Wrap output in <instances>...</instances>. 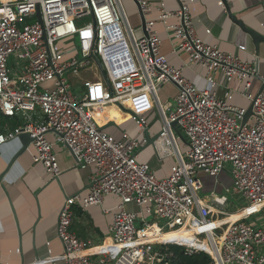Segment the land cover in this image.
I'll return each mask as SVG.
<instances>
[{
  "label": "built area",
  "instance_id": "built-area-1",
  "mask_svg": "<svg viewBox=\"0 0 264 264\" xmlns=\"http://www.w3.org/2000/svg\"><path fill=\"white\" fill-rule=\"evenodd\" d=\"M139 2L145 14L152 11L150 1ZM194 2L179 0L172 11L159 4L160 15L148 19L138 35L124 0H0V115L19 121L0 132V146L29 133L34 161L58 177L54 142L47 136L54 133L80 168L95 166L90 191L67 196L58 214L67 264H93V256L98 264H172L175 245L186 254L207 253L209 264H264V223L248 220L264 210V205L257 208L264 203V82L252 91L255 63L199 37ZM86 17L91 20H82ZM169 17L178 20L169 23ZM158 21L165 24L172 52L186 56L181 67L162 53V39L153 28ZM194 64L206 70L202 87L183 74ZM87 70L91 76L73 86L67 73L80 76ZM166 83L177 87L174 105L159 94ZM235 95L249 105L232 104ZM140 97L151 101L141 113L123 105ZM112 103L131 113L142 134L149 130V113L157 112L161 128L154 145L160 157H174L170 175L158 178L139 160L141 138L102 129L93 112ZM250 105L252 114L243 125ZM223 172L232 180L225 190L249 202L238 211L250 209L218 225L237 211L230 210L226 193L204 190L203 176ZM109 194L120 199L109 236L97 244L80 238L72 230L76 209L101 205ZM129 204L138 210H129ZM177 231L191 234L156 240Z\"/></svg>",
  "mask_w": 264,
  "mask_h": 264
},
{
  "label": "crops",
  "instance_id": "crops-1",
  "mask_svg": "<svg viewBox=\"0 0 264 264\" xmlns=\"http://www.w3.org/2000/svg\"><path fill=\"white\" fill-rule=\"evenodd\" d=\"M124 1L132 26L138 35L143 34L145 29L136 4L133 0ZM148 1L153 5V9L145 14L146 21L160 15L157 9L159 4L168 11L176 10L179 6V0ZM225 1L224 5H221L220 0H195L193 18L197 33L203 41L216 44L221 50L239 56L242 60L254 62L257 73L253 78L252 91H257L264 82V0ZM167 20L169 23H175L178 19L169 17ZM240 21L244 25L240 24ZM153 28L162 39V53L168 62L181 67L183 61H186V56L179 57L172 52L165 24L158 21ZM205 73V68L199 64L183 71V74L199 87L204 85ZM89 74L91 75L87 70L80 77L74 76L76 85ZM166 84L160 87V92L171 91ZM230 102L240 106L249 105V101L240 95H235ZM123 105L141 113L151 105V101L147 97H140L123 101ZM94 116L102 126L115 122L106 128V131L116 137H121L127 132L133 137L141 138V147L145 144V134L140 132L136 121L131 118V113L118 104L99 107L94 110ZM17 123V119L0 115V132L6 125L13 126ZM152 127L149 123L151 136L157 131L159 133L160 129L153 132ZM47 136L54 142L61 169L58 177L48 173L41 162L34 161L36 149L32 143L22 150L23 142L19 136L0 146V174L9 167L0 181V264H67L62 258L64 246L57 232L58 214L67 196L86 195L90 191V177L95 171V166L80 168L72 152L57 141L54 133ZM160 145L162 150L167 146L163 141ZM138 158L141 162L149 163L158 178L170 175L175 162L172 156L160 157L155 145L139 151ZM203 177L205 188L206 185L210 188L212 182L218 186L217 192L228 187L226 178H229V175L226 172L214 180ZM119 202V196L109 194L101 205H91L84 211L77 208L72 230L80 238L94 244L101 242L109 236V227ZM128 207L134 208L133 205H127ZM91 258L94 259L93 264H98L95 256Z\"/></svg>",
  "mask_w": 264,
  "mask_h": 264
},
{
  "label": "rangeland",
  "instance_id": "rangeland-1",
  "mask_svg": "<svg viewBox=\"0 0 264 264\" xmlns=\"http://www.w3.org/2000/svg\"><path fill=\"white\" fill-rule=\"evenodd\" d=\"M82 20H84V21H88V20H91V17H89V18H83ZM67 48H72V41L71 40H69V43L67 44ZM85 72V71H84ZM84 72H82L81 73V76L84 74ZM87 72V71H86ZM67 75L69 76V78H70V80H71V82H72V84H73V86L75 85L76 86V84L77 83H75V81H74V75H72L71 73H67ZM89 76H91L90 74L89 75H87V76H85V77H89ZM78 77H80V76H78ZM79 85V84H78ZM166 85H168V87L170 88V90L171 91H169V92H165V91H159V94H160V96H161V99L164 101V102H167V101H170L173 105L175 104V100H174V95L176 94V92H175V90H176V85L174 84V83H167ZM148 120H149V123H151V125L153 126L152 127V131L154 132L155 130H158V129H160V126H161V122H160V120H159V117L157 116V112L156 111H153V112H151V113H149V116H148ZM114 127H116V126H114ZM158 132V131H157ZM156 132V133H157ZM156 133H154V134H156ZM180 141L182 142V144H183V139L182 138H180ZM182 148H183V150L185 149L184 148V146L182 145ZM229 175V174H228ZM207 177L210 179V180H214V178L216 179L217 177H213V176H208L207 175ZM229 178H230V180H229ZM229 178H226V180H227V184H228V187L229 186H231L232 185V180H231V176L229 175ZM211 188V189H210ZM209 188V186L208 185H206V188H205V190L208 192V191H211V190H217V188H218V186H216L215 185V182H212V184H211V187ZM225 188L226 187H224L223 188V190H218V192L217 193H226L228 196H229V198H230V201H231V208H230V210L233 212V211H237V212H234V213H231L230 215H229V219H231V220H233V219H235V218H240L241 216H240V213H241V210L240 211H238L239 209H241L242 207H244V206H246V205H248V201L244 198V196L243 195H241V196H239V195H235V194H233V191H230V192H227L226 190H225ZM210 189V190H209ZM205 193V192H204ZM129 205H133V207L134 208H131V207H128V209L129 210H137L136 208V205L135 204H129ZM152 220H155V218L154 217H149L148 218V221H152ZM249 221H257L258 223H264V210L263 211H261L260 213H258V214H255V215H253L252 217H250L249 219H248Z\"/></svg>",
  "mask_w": 264,
  "mask_h": 264
},
{
  "label": "water",
  "instance_id": "water-1",
  "mask_svg": "<svg viewBox=\"0 0 264 264\" xmlns=\"http://www.w3.org/2000/svg\"><path fill=\"white\" fill-rule=\"evenodd\" d=\"M133 1H134V3L136 4V6H137V8H138V11H139V13H140V15H141V17H142L143 28L145 29V25H146V16H145V13H144L143 10H142V7H141V5H140L139 0H133ZM224 1H225V0H224ZM225 2H226V1H225ZM229 12H230V11H229ZM230 14H232V13L230 12ZM38 19H41L39 13H38ZM238 22H239V21H238ZM240 24L244 25L243 23H241V21H240ZM251 33L254 34L253 32H251ZM91 57H92V58L95 60V62L98 64V66L100 67V69H101V71H102V74H103L104 79L108 82V80H107V76H106V72H105V70L103 69V67H102V63H101V61L99 60V58L97 57V55H96L95 53H91ZM127 110H128V109H127ZM251 114H252V105H250V106L248 107V109H247V113L245 114L244 119H243V122H242L243 125L246 123V121L248 120V118H249V116H250ZM114 124H115V122L107 123V124H105V125L102 126V129H103V130H106V128H108L110 125H114ZM176 124H177L176 122H173L172 125H173L175 131L179 134V136H180L181 138H183L182 135H181V133H180V131H179V129H178V127L176 126ZM144 134H145L146 142H145V144L141 147L140 151L143 150V149H145L146 147H148V146H150V145H153V146H154L155 142L157 141V139H158L159 136H160L159 133H157V134L151 136L150 133H149V130H146V131L144 132ZM19 138H20V139L22 140V142H23V148H22V150H24V149H25V148H26V147L32 142V138L30 137V134H29V133H21V134L19 135ZM9 166H10V165H9ZM8 169H9V167L6 168V170H5L3 173L0 174V181L3 180L5 174L8 172ZM182 252H183V250H182Z\"/></svg>",
  "mask_w": 264,
  "mask_h": 264
},
{
  "label": "trees",
  "instance_id": "trees-1",
  "mask_svg": "<svg viewBox=\"0 0 264 264\" xmlns=\"http://www.w3.org/2000/svg\"><path fill=\"white\" fill-rule=\"evenodd\" d=\"M172 248L175 251L172 264H209L211 261V257L207 253L200 252L190 255L182 252L179 246L175 245Z\"/></svg>",
  "mask_w": 264,
  "mask_h": 264
},
{
  "label": "bare ground",
  "instance_id": "bare-ground-1",
  "mask_svg": "<svg viewBox=\"0 0 264 264\" xmlns=\"http://www.w3.org/2000/svg\"><path fill=\"white\" fill-rule=\"evenodd\" d=\"M112 104H116V103H112ZM93 115H94V112H93ZM97 120V119H96ZM264 203L260 204L257 206V208L263 206ZM250 209V208H249ZM248 208H245L243 210H241V213H240V216H244L246 213H247V210H249ZM230 215V214H229ZM229 215H227L225 218H220L218 221H217V224L218 225H223L225 223H228V222H232L234 220H236L237 218L231 220L229 219ZM190 231H177V232H172V233H167V234H163L159 237L156 238V240H165V239H182V238H185V237H188L190 236Z\"/></svg>",
  "mask_w": 264,
  "mask_h": 264
}]
</instances>
